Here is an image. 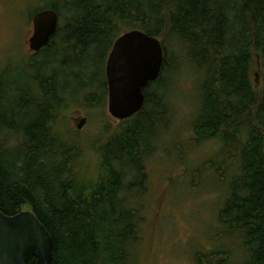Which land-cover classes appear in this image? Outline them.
<instances>
[{
	"label": "trees",
	"instance_id": "1",
	"mask_svg": "<svg viewBox=\"0 0 264 264\" xmlns=\"http://www.w3.org/2000/svg\"><path fill=\"white\" fill-rule=\"evenodd\" d=\"M65 7L60 45L59 30L28 63L26 81H14L10 70L0 73V210L34 212L52 237V264H128L141 229L140 207L131 200L147 189L146 161L169 124L163 77L166 45L175 41L203 74L195 141L219 144L239 163L219 221L240 254H201L196 264H264V0H67ZM47 9L66 17L53 2L37 12ZM132 30L161 40L163 71L145 90L142 111L108 135L97 176L84 178L83 150L59 132V112L79 88H98L103 100L97 105L104 108L107 82L93 74L61 88L59 76L82 66L81 59L93 63L94 56L107 55ZM57 53L64 59L49 71L42 58Z\"/></svg>",
	"mask_w": 264,
	"mask_h": 264
},
{
	"label": "rangeland",
	"instance_id": "2",
	"mask_svg": "<svg viewBox=\"0 0 264 264\" xmlns=\"http://www.w3.org/2000/svg\"><path fill=\"white\" fill-rule=\"evenodd\" d=\"M49 2L61 8L66 16L59 22L57 41L60 45L69 19L67 0H0V73L13 71V80L20 84L26 81L28 63L35 56L29 47L33 36L32 19ZM166 47L169 62L163 79L170 105L169 124L160 128L153 153L146 161L148 187L131 200L140 207L141 229L128 264H196L198 255L232 249H236L239 256L236 239L225 233L219 221L229 197L228 182L238 173L239 163L236 159L230 162L219 144L199 145L195 141L192 123L200 108L203 74L187 60L175 41ZM109 54L94 56L93 63L77 61L82 66L69 67L62 72L60 87H75L81 79H90L93 74L102 82V77L106 78ZM63 57L64 54H52L44 56L41 62L51 71ZM79 58L75 56L74 60ZM256 80L261 85L260 74ZM23 87L20 88L25 89ZM80 90H73L74 95L60 110L59 132L83 150L82 167L86 173L83 176L94 178L101 167L100 151L111 131L122 122L113 119L108 112V86L104 108L97 105L98 98L103 100L98 88ZM17 93L21 92H13ZM94 94L98 95L97 101L87 102ZM83 118L87 123L79 130L77 126ZM239 259L241 263L245 261Z\"/></svg>",
	"mask_w": 264,
	"mask_h": 264
},
{
	"label": "water",
	"instance_id": "3",
	"mask_svg": "<svg viewBox=\"0 0 264 264\" xmlns=\"http://www.w3.org/2000/svg\"><path fill=\"white\" fill-rule=\"evenodd\" d=\"M56 10L38 12L32 19L34 34L29 41L32 53L47 47L59 29ZM165 50L161 40L141 30L122 34L110 51L106 64L108 112L123 122L137 115L145 106V90L163 71ZM259 77V74H256ZM87 119L79 121L83 129ZM53 263V240L33 211L24 210L8 216L0 210V264Z\"/></svg>",
	"mask_w": 264,
	"mask_h": 264
},
{
	"label": "flooded vegetation",
	"instance_id": "4",
	"mask_svg": "<svg viewBox=\"0 0 264 264\" xmlns=\"http://www.w3.org/2000/svg\"><path fill=\"white\" fill-rule=\"evenodd\" d=\"M32 25H33V24H32ZM58 31H59V29H58ZM58 31H57V33H58ZM57 33H56V34H57ZM33 34H34V28H33ZM29 41H30V40H29Z\"/></svg>",
	"mask_w": 264,
	"mask_h": 264
}]
</instances>
